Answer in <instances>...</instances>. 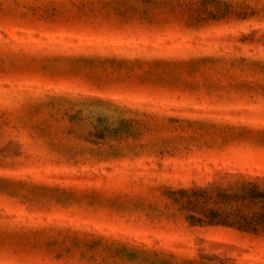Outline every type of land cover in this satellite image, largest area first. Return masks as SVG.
<instances>
[{
    "label": "rangeland",
    "instance_id": "rangeland-1",
    "mask_svg": "<svg viewBox=\"0 0 264 264\" xmlns=\"http://www.w3.org/2000/svg\"><path fill=\"white\" fill-rule=\"evenodd\" d=\"M228 174L264 177V0H0V264H264L167 206Z\"/></svg>",
    "mask_w": 264,
    "mask_h": 264
},
{
    "label": "trees",
    "instance_id": "trees-1",
    "mask_svg": "<svg viewBox=\"0 0 264 264\" xmlns=\"http://www.w3.org/2000/svg\"><path fill=\"white\" fill-rule=\"evenodd\" d=\"M120 122L127 127L116 131L119 139H128L138 133L131 125L132 121ZM226 177L222 182L202 186L168 188L164 192L167 206L179 213L190 226H219L253 235L263 234L264 177L241 174ZM185 264L206 263L191 261Z\"/></svg>",
    "mask_w": 264,
    "mask_h": 264
}]
</instances>
